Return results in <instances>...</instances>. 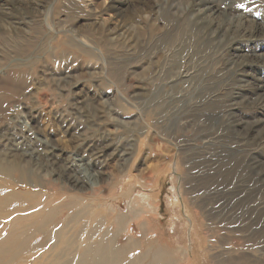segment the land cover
I'll return each mask as SVG.
<instances>
[{"label": "rangeland", "instance_id": "rangeland-1", "mask_svg": "<svg viewBox=\"0 0 264 264\" xmlns=\"http://www.w3.org/2000/svg\"><path fill=\"white\" fill-rule=\"evenodd\" d=\"M29 133L120 264H264V0H0V164Z\"/></svg>", "mask_w": 264, "mask_h": 264}, {"label": "bare ground", "instance_id": "bare-ground-1", "mask_svg": "<svg viewBox=\"0 0 264 264\" xmlns=\"http://www.w3.org/2000/svg\"><path fill=\"white\" fill-rule=\"evenodd\" d=\"M206 10H215V8L211 7ZM28 135H30V133L23 135L21 138L22 141H16L17 143L14 141L12 142L11 146L7 149L10 153V155L8 154L10 158L9 161L4 158L7 162V166L0 164V264H24V260L30 258H34L33 263L35 264L37 263L36 260L39 262L43 259L42 257L45 258V256H51L49 258L53 257L57 259V257L60 258V256L67 257L73 255L69 252L75 253L74 258L68 260L64 264H120L121 260L119 257L124 253L130 252L129 247L125 245L123 248H120L121 244L117 246L114 243L117 239L115 235L112 237H109L108 233H104L102 236L95 235L93 231L97 228L96 226L95 228H91V230L93 229L92 232L90 230V233H88L86 226L84 227L87 220H85L84 225L80 221L88 217L89 213L88 215L84 214L87 212V207L84 201L78 198L79 196L74 197V199H72L73 201L70 203L67 201L62 202L61 199L65 196V193L46 192V190L50 188L49 186L52 185L51 183V185H45V183L40 185L38 180H32L31 182L25 181V177L28 178L33 175L38 177L37 175L44 172L46 174L50 172L55 174L54 169H50L49 171L39 164V155L37 154L39 148L37 150L28 148L31 145ZM52 157H54V155ZM75 161L74 164L67 166V170H70V173L76 171V173H80L81 177L73 178V180L72 178H68V181H66L71 184L70 188L74 191L76 189L77 192L82 193H87V191L90 190L94 191L96 180L93 178L94 174L89 172V168L86 167L83 159H77ZM13 171H16L18 178L12 175ZM85 173H89L91 178H86L84 176ZM21 174H24L23 176L25 177L23 178ZM88 187H90V189ZM37 188H39V190H37ZM42 189H45V191ZM91 208L88 209L91 210ZM68 210H71V213L67 216H75L74 219L78 216L81 218L78 220V222L81 223V228L78 225L79 223L75 222L78 226L76 227L77 234L75 232L73 238H67L68 232L66 233V230L69 229V224L67 225V222L60 219L61 216L64 217V212ZM94 210L96 211V209ZM81 229L87 234L84 236L85 238H81ZM99 230L101 231V229ZM84 231H82V233ZM96 231H98V229L95 230V232ZM74 240H80L79 246L76 245L77 242L76 244H70ZM37 241H39V243H37ZM60 243L65 245L68 243V245L65 246L68 247L62 248ZM49 245L50 247L47 248ZM66 257L63 258L65 259ZM68 258L70 259V257ZM138 260L139 259H137V261ZM160 262L161 261H157L156 256L154 264H159ZM140 263L141 262H128V264Z\"/></svg>", "mask_w": 264, "mask_h": 264}]
</instances>
